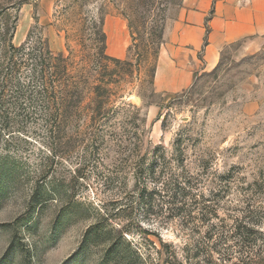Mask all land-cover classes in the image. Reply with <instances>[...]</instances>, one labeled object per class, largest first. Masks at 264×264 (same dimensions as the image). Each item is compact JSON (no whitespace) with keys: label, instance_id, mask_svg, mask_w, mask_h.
Segmentation results:
<instances>
[{"label":"rangeland","instance_id":"1","mask_svg":"<svg viewBox=\"0 0 264 264\" xmlns=\"http://www.w3.org/2000/svg\"><path fill=\"white\" fill-rule=\"evenodd\" d=\"M182 3L166 23L177 18ZM0 7L18 9L13 44L41 35L54 54L69 58L70 86L78 84L75 91L82 94L81 110L71 113L61 134L30 129L29 142L0 145V264H121L136 252L154 257V246L162 244L183 256V248L200 240L199 229L231 225L246 208L264 231V38L252 51L227 48L215 69L166 94L154 86L157 61L136 67L118 5L0 0ZM91 19L102 23L105 56L132 68L97 56L92 30L82 34L78 28ZM151 163L154 178L179 179L182 207L164 205L169 200L163 194L153 198L152 208L135 206L133 178L147 175ZM146 184L147 192L155 185ZM117 198L132 200L131 214L100 221L97 212L113 214ZM96 221L105 230L125 227L129 249L117 244L110 253L100 240L84 243Z\"/></svg>","mask_w":264,"mask_h":264},{"label":"trees","instance_id":"2","mask_svg":"<svg viewBox=\"0 0 264 264\" xmlns=\"http://www.w3.org/2000/svg\"><path fill=\"white\" fill-rule=\"evenodd\" d=\"M103 1L118 5L121 15L127 21L130 50L136 56V67L150 58L154 59L156 64L168 15L173 8L180 6L183 0ZM17 13L18 9L0 7V145L5 149L16 141L29 142L26 134L30 129H41L50 136L61 134L69 123L71 113L81 110L79 103L82 101V94L75 91L78 90V84L75 85V90L70 86L72 74L69 58L54 54L41 35L34 38L28 36L26 42L20 46L13 44L18 22ZM78 28L82 34L92 30L91 36L95 38L99 58L113 62L115 66L132 68V63L105 56L106 37L100 20L91 19L90 25L80 22ZM85 65L88 66V63L85 62ZM155 67L156 65L152 68V76ZM94 86L97 96L101 88L96 84ZM101 109L102 105L96 108L98 115ZM137 112L136 110L135 113ZM153 165L154 163H151L149 166L147 175L135 174L133 178L136 191L133 197L135 206L139 208L148 205L152 208L153 198L163 194L169 200L164 202V205L175 207L180 204L182 207L181 202L177 201H182L185 193L179 179L161 180L159 176L154 178L156 166ZM147 179L155 184L149 192ZM123 202L118 201V198L114 200L111 203L113 214L110 215L100 209V212H97L99 220L107 222L109 217L114 220L127 218L133 210V202L129 199L125 204ZM204 210L205 215L211 217L210 212L206 208ZM176 211L182 214V208ZM255 217V211L246 208L231 225L220 222L202 227L199 229V233H202L200 240L183 248V256H179L172 245L162 244L159 248L154 246V257L144 259L136 252L135 259L122 258L121 264H264L263 224L255 221ZM100 224L101 222L96 221L88 228L84 243L100 240L110 253L116 250L117 244L124 250L129 249L130 244L124 239V236L129 234L125 227H119V230L108 227L109 229L105 230ZM116 233L117 238L113 242L112 237Z\"/></svg>","mask_w":264,"mask_h":264},{"label":"crops","instance_id":"3","mask_svg":"<svg viewBox=\"0 0 264 264\" xmlns=\"http://www.w3.org/2000/svg\"><path fill=\"white\" fill-rule=\"evenodd\" d=\"M262 38L264 0H184L164 28L154 86L166 94L182 91L215 69L227 48L252 51Z\"/></svg>","mask_w":264,"mask_h":264},{"label":"water","instance_id":"4","mask_svg":"<svg viewBox=\"0 0 264 264\" xmlns=\"http://www.w3.org/2000/svg\"><path fill=\"white\" fill-rule=\"evenodd\" d=\"M137 101H139V100L137 99Z\"/></svg>","mask_w":264,"mask_h":264}]
</instances>
